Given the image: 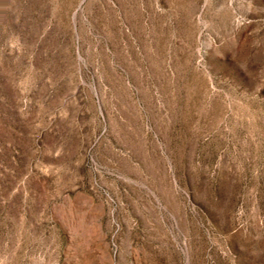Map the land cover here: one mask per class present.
<instances>
[{"label": "rangeland", "instance_id": "1", "mask_svg": "<svg viewBox=\"0 0 264 264\" xmlns=\"http://www.w3.org/2000/svg\"><path fill=\"white\" fill-rule=\"evenodd\" d=\"M0 264H264V0H0Z\"/></svg>", "mask_w": 264, "mask_h": 264}]
</instances>
